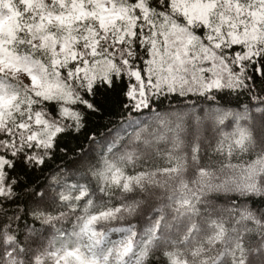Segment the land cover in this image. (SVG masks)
<instances>
[{
	"label": "snow or ice",
	"instance_id": "6c2138e0",
	"mask_svg": "<svg viewBox=\"0 0 264 264\" xmlns=\"http://www.w3.org/2000/svg\"><path fill=\"white\" fill-rule=\"evenodd\" d=\"M0 264H264V0H0Z\"/></svg>",
	"mask_w": 264,
	"mask_h": 264
},
{
	"label": "trees",
	"instance_id": "16d2710c",
	"mask_svg": "<svg viewBox=\"0 0 264 264\" xmlns=\"http://www.w3.org/2000/svg\"><path fill=\"white\" fill-rule=\"evenodd\" d=\"M242 100H246V97H242ZM141 120L145 119L146 117L141 116L139 117ZM113 123L110 125V127L105 128L101 126L98 131H99V136L98 140H103V139H111L112 136L120 134L124 135L125 132L130 133L132 130L128 128L127 126V121L123 116L120 115H115L112 118ZM107 123V121H105Z\"/></svg>",
	"mask_w": 264,
	"mask_h": 264
}]
</instances>
